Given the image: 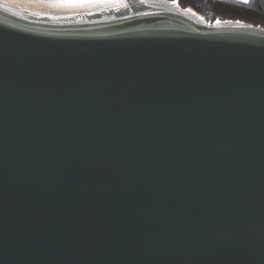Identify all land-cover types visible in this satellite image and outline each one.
<instances>
[{
  "label": "water",
  "instance_id": "water-1",
  "mask_svg": "<svg viewBox=\"0 0 264 264\" xmlns=\"http://www.w3.org/2000/svg\"><path fill=\"white\" fill-rule=\"evenodd\" d=\"M0 264H264V26L0 0Z\"/></svg>",
  "mask_w": 264,
  "mask_h": 264
},
{
  "label": "trees",
  "instance_id": "trees-1",
  "mask_svg": "<svg viewBox=\"0 0 264 264\" xmlns=\"http://www.w3.org/2000/svg\"><path fill=\"white\" fill-rule=\"evenodd\" d=\"M183 7L189 6L205 16L213 14L219 19H237L264 26V0H178Z\"/></svg>",
  "mask_w": 264,
  "mask_h": 264
},
{
  "label": "snow or ice",
  "instance_id": "snow-or-ice-1",
  "mask_svg": "<svg viewBox=\"0 0 264 264\" xmlns=\"http://www.w3.org/2000/svg\"><path fill=\"white\" fill-rule=\"evenodd\" d=\"M50 2L53 6L64 7L73 6L77 2V0H50ZM141 2H143V0H141ZM244 2L246 3L247 0H244ZM121 6L126 7L127 5L121 4ZM217 23H219V21H217Z\"/></svg>",
  "mask_w": 264,
  "mask_h": 264
},
{
  "label": "crops",
  "instance_id": "crops-1",
  "mask_svg": "<svg viewBox=\"0 0 264 264\" xmlns=\"http://www.w3.org/2000/svg\"><path fill=\"white\" fill-rule=\"evenodd\" d=\"M234 1L245 3L244 0H234ZM247 2H248V0H247Z\"/></svg>",
  "mask_w": 264,
  "mask_h": 264
},
{
  "label": "rangeland",
  "instance_id": "rangeland-1",
  "mask_svg": "<svg viewBox=\"0 0 264 264\" xmlns=\"http://www.w3.org/2000/svg\"><path fill=\"white\" fill-rule=\"evenodd\" d=\"M210 15H213V14H207V15H205V16L208 17V16H210Z\"/></svg>",
  "mask_w": 264,
  "mask_h": 264
}]
</instances>
